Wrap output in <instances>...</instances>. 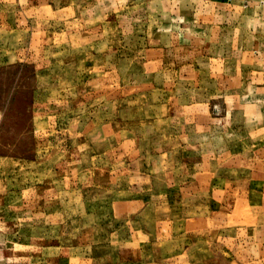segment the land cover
I'll use <instances>...</instances> for the list:
<instances>
[{"label": "rangeland", "instance_id": "rangeland-1", "mask_svg": "<svg viewBox=\"0 0 264 264\" xmlns=\"http://www.w3.org/2000/svg\"><path fill=\"white\" fill-rule=\"evenodd\" d=\"M0 264H264V0H0Z\"/></svg>", "mask_w": 264, "mask_h": 264}]
</instances>
